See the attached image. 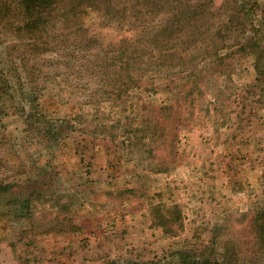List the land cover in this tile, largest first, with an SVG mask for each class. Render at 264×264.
<instances>
[{
  "label": "rangeland",
  "instance_id": "rangeland-1",
  "mask_svg": "<svg viewBox=\"0 0 264 264\" xmlns=\"http://www.w3.org/2000/svg\"><path fill=\"white\" fill-rule=\"evenodd\" d=\"M6 1L0 264L260 261L264 70L240 43L253 18L216 23L228 5L210 0H64L31 30ZM181 3L203 30L189 42Z\"/></svg>",
  "mask_w": 264,
  "mask_h": 264
},
{
  "label": "trees",
  "instance_id": "trees-1",
  "mask_svg": "<svg viewBox=\"0 0 264 264\" xmlns=\"http://www.w3.org/2000/svg\"><path fill=\"white\" fill-rule=\"evenodd\" d=\"M102 1L104 0H100V2ZM210 1L211 3L203 7L204 11L213 12L215 9L217 10L222 7V5H228V11H226V15L215 19L216 23H227V25H225L226 27H236L238 20L240 18H244L245 15L247 16L248 20L253 18V20L250 22V25L252 26L251 28L255 33L246 35L243 41L240 43L245 49L248 45L251 46V53L255 56L257 70H264V52L262 50V47L264 46V23L260 17H258L256 10L254 11L255 5L258 4V0H224L223 2L221 1V4H218L216 0ZM63 2L64 0H18L17 4L21 9V16L27 21L25 23H23V21L21 23H16L18 26L31 27V30H37L38 25L46 26L50 22L48 19L50 14L55 9H57V7L61 6ZM78 5V8L84 5L91 8L94 6V0H79ZM189 6L190 5L181 3V9H178L177 11L178 17H174L173 14V24L176 26V24L179 23L182 28L180 34L176 38V41H180L183 38L185 42H189L195 39L196 36H200L203 32L201 25L192 23V20L194 19ZM8 10H10L8 2L6 0H0V21L2 22L3 18L6 22V25L8 23V17L6 14ZM262 18L264 19V16ZM198 20H202V16ZM238 24L242 25L243 27L247 26V24H244L243 21L239 22ZM191 27H194V29ZM9 28L11 29V27ZM165 33V30L157 31L155 39L153 40L158 41L161 37L170 39V37L162 36ZM253 227V232L255 235V253L262 256V259L255 264H264V206L257 211ZM178 254L180 259L179 262L175 264H212L211 262L213 261L212 257L206 256L205 253H203L202 257H198V255L192 254L185 250L178 251ZM235 264L240 263L235 260ZM242 264L245 263L243 262Z\"/></svg>",
  "mask_w": 264,
  "mask_h": 264
}]
</instances>
